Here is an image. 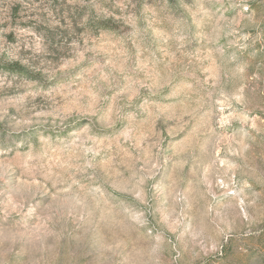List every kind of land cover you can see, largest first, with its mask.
Instances as JSON below:
<instances>
[{"label": "rangeland", "instance_id": "rangeland-1", "mask_svg": "<svg viewBox=\"0 0 264 264\" xmlns=\"http://www.w3.org/2000/svg\"><path fill=\"white\" fill-rule=\"evenodd\" d=\"M0 264H264V0H0Z\"/></svg>", "mask_w": 264, "mask_h": 264}, {"label": "trees", "instance_id": "trees-1", "mask_svg": "<svg viewBox=\"0 0 264 264\" xmlns=\"http://www.w3.org/2000/svg\"><path fill=\"white\" fill-rule=\"evenodd\" d=\"M8 68L9 70L14 71V72H20V73L25 72L24 69L20 67V65H16V64H9Z\"/></svg>", "mask_w": 264, "mask_h": 264}]
</instances>
